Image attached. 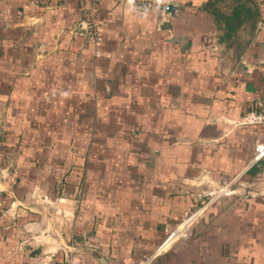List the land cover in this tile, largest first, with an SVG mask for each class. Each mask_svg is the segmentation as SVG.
Returning a JSON list of instances; mask_svg holds the SVG:
<instances>
[{
    "label": "rangeland",
    "instance_id": "rangeland-1",
    "mask_svg": "<svg viewBox=\"0 0 264 264\" xmlns=\"http://www.w3.org/2000/svg\"><path fill=\"white\" fill-rule=\"evenodd\" d=\"M27 1L0 0V264L18 247L37 260L35 248L71 247L73 264L88 262L80 250L100 251L94 254L101 264H137L192 216L201 215L188 237L163 254L194 229H207L214 215L223 225L225 212L231 245L240 244L239 210L254 214L249 200L264 199V173L229 180L213 171L211 140L201 138L207 125L185 117L198 96L187 71L179 97L176 85L150 97L142 77L120 76L127 60L108 61L103 44L94 42L96 32L103 38L106 31L101 8L89 6L60 28L48 26L47 11ZM161 14H146L152 35L163 29ZM175 48L166 53L175 56ZM248 126L255 158L264 123ZM173 150L182 155L180 166Z\"/></svg>",
    "mask_w": 264,
    "mask_h": 264
},
{
    "label": "crops",
    "instance_id": "crops-1",
    "mask_svg": "<svg viewBox=\"0 0 264 264\" xmlns=\"http://www.w3.org/2000/svg\"><path fill=\"white\" fill-rule=\"evenodd\" d=\"M24 2L25 5L29 4L27 0ZM33 2L47 11L43 21L48 26L54 24L60 28L70 26L77 20L79 11L89 7L87 0ZM210 2L162 0L157 3V0H132L130 4L128 0H104L99 6L107 16V23L103 26L106 31H102L104 56L113 63L127 60L128 63L120 65V76L131 77L133 74L135 78L142 77V90L149 92L150 97H155L157 92L161 97L164 90L166 95L171 85H176V96L179 97L185 91L184 86L187 88L184 74L191 76L192 81L188 80V84L198 96L192 100L194 110L185 117L198 125H207V131L201 138L208 136L211 140L209 152L214 164L213 171L220 173L221 179L229 180L248 174L262 176V161L255 162L254 149L249 144L251 125L241 123L253 113L264 114V0L219 1L217 6L225 14L222 21L224 28H220L213 15L215 6ZM169 5L177 7L174 14L167 11ZM226 5L227 10H223L222 6ZM158 9L162 13L161 24L165 30L159 29L160 32L155 31V35H152V22L147 19L146 23L145 17ZM236 11L238 19L235 30L230 31L226 29L227 20L235 16ZM109 29L112 30L107 31ZM219 29L224 31V37L216 35ZM167 46L176 47L175 56L166 53ZM185 46L190 47L185 49ZM185 50L186 58L183 57ZM135 63H138V72L133 70L136 68ZM184 70L187 72L184 73ZM205 92L206 98L201 96ZM143 108H147L146 104ZM171 134L177 136V133ZM258 135V140H264V133L259 132ZM187 138L191 139L190 136ZM174 152L175 161H180V166L184 163L182 155L179 150H173L172 154ZM159 167L162 169L163 166ZM253 169L257 170L251 173ZM255 182L258 184V181ZM259 184L263 185V181ZM249 201L255 205L254 214L240 207V227L234 231L235 237L240 238V244L231 245V219L225 212L223 225L220 223L222 220L216 222L220 214L214 215L207 229H194L189 240L175 245L171 252L161 255L152 264H264V199ZM227 203L224 202V205ZM239 204L247 206L248 202L240 199ZM200 216H192L179 226L165 247L182 237ZM172 221L178 223L180 218L175 217ZM35 249L33 251L38 254L36 257L41 256L38 260L33 259V256L24 257L18 247L4 264H73V251H77L71 247L53 251ZM153 251L143 254L136 263ZM79 253L86 254L88 262L85 264H101L102 257L94 254L100 251L80 250ZM107 262L111 264L109 260Z\"/></svg>",
    "mask_w": 264,
    "mask_h": 264
},
{
    "label": "built area",
    "instance_id": "built-area-1",
    "mask_svg": "<svg viewBox=\"0 0 264 264\" xmlns=\"http://www.w3.org/2000/svg\"><path fill=\"white\" fill-rule=\"evenodd\" d=\"M88 1V5L91 7V9L93 10V12L96 11V9L98 10L100 4L104 1V0H87ZM102 37L100 36L99 32H96V36L94 38V42L96 43L97 47H101L103 42H102ZM259 123H264V114H257V113H253L251 115H249L247 118H245L243 120V122L241 123V125H248V124H259ZM264 159V144L259 143L256 149V155H255V162H259L262 161ZM175 230L169 231V235L168 237L165 239V241L161 244V246L159 248L156 249V251L151 255V256H146L144 258V260H142L140 263L138 264H152L153 261H155L159 256H161L164 252H166V250H168L170 247H172L174 245V243L177 241H175L173 244H171L168 247L166 246V242L168 241V239L174 234ZM188 231L186 233H184V235L181 238H187L188 237Z\"/></svg>",
    "mask_w": 264,
    "mask_h": 264
},
{
    "label": "trees",
    "instance_id": "trees-1",
    "mask_svg": "<svg viewBox=\"0 0 264 264\" xmlns=\"http://www.w3.org/2000/svg\"><path fill=\"white\" fill-rule=\"evenodd\" d=\"M219 1L222 2V1H227V0H214V3H213V0H211L210 3H211V5L215 6V11H213V15L217 18V21L220 24L219 25L220 28H224V27H222L223 26L222 25V23H223L222 21L224 20L225 14L223 12H221L220 11L221 9L218 8V6H217ZM237 15H238V12L236 11V15L231 17L229 20H227L228 25L226 26V29H229L230 31H234L235 30V22L238 19ZM254 170H257V169H253L251 171V173H253Z\"/></svg>",
    "mask_w": 264,
    "mask_h": 264
},
{
    "label": "water",
    "instance_id": "water-1",
    "mask_svg": "<svg viewBox=\"0 0 264 264\" xmlns=\"http://www.w3.org/2000/svg\"><path fill=\"white\" fill-rule=\"evenodd\" d=\"M177 10V7L174 5H169L167 11L174 14ZM103 264H107V262L103 259Z\"/></svg>",
    "mask_w": 264,
    "mask_h": 264
},
{
    "label": "clouds",
    "instance_id": "clouds-1",
    "mask_svg": "<svg viewBox=\"0 0 264 264\" xmlns=\"http://www.w3.org/2000/svg\"><path fill=\"white\" fill-rule=\"evenodd\" d=\"M128 2L131 4L132 0H128ZM160 2H162V0H157V3H160Z\"/></svg>",
    "mask_w": 264,
    "mask_h": 264
}]
</instances>
